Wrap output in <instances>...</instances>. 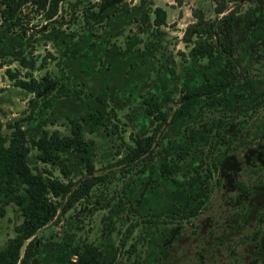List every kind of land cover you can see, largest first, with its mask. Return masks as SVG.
Wrapping results in <instances>:
<instances>
[{
    "label": "rangeland",
    "instance_id": "1",
    "mask_svg": "<svg viewBox=\"0 0 264 264\" xmlns=\"http://www.w3.org/2000/svg\"><path fill=\"white\" fill-rule=\"evenodd\" d=\"M84 1L61 3L51 21L43 20L27 3L20 11L21 22L0 26L3 135H9L6 124L15 120L27 134L56 129L63 135L69 133L68 117L78 119L96 107L104 115V126L91 134L83 132V137L94 141L95 173H105L106 179L91 189L86 200L77 201L35 232L38 252L29 264H108L113 253L111 264H264L261 0L243 1L233 23V60L239 76L225 90L224 102L210 105L203 98L182 119L162 127L149 153L107 169L101 168L122 155L125 146L133 144V136L149 133L153 120L142 109L143 97L155 94L161 109L172 111L181 100V90L201 81L203 71L212 78L220 73L222 58L210 63V54L190 56L189 48L203 35L191 32L184 38L187 25L195 21L193 8L211 18L213 0H183L181 5L174 0H121L119 6L124 7L114 5L121 11L118 17H89L94 25L87 31L86 43L93 41L81 49L88 50L86 59L91 63H81L75 55L78 40H72L85 27L82 11L95 9L97 5L89 4L98 2ZM139 3L141 12L135 11ZM233 4L228 3L225 11ZM155 6L166 11V24L159 28L150 24ZM248 6L253 18L245 21L242 15ZM84 69L92 70L87 84L89 72ZM5 70L22 79L30 73L45 81L46 88L37 94L22 90ZM73 87L103 92L105 104L88 94L62 95ZM113 123L116 133L109 132ZM184 127L205 132L206 137L189 143L179 157L177 145L187 141ZM61 154L57 163L39 164V169L45 166L64 179L59 167L65 162L68 177L77 180L82 163L66 149ZM163 160L172 163L169 174L158 169ZM175 206L188 216L168 217ZM20 220L13 205L7 204L0 215V248ZM131 222L137 225L126 236ZM132 242L135 248L129 251Z\"/></svg>",
    "mask_w": 264,
    "mask_h": 264
},
{
    "label": "trees",
    "instance_id": "2",
    "mask_svg": "<svg viewBox=\"0 0 264 264\" xmlns=\"http://www.w3.org/2000/svg\"><path fill=\"white\" fill-rule=\"evenodd\" d=\"M66 1L68 0H0V18H2L0 26L4 22L13 24L21 22L20 11L22 6L27 3L33 5L36 12H40L43 20L51 21L59 13L61 3ZM77 1L80 4L85 3L84 0H75V2ZM95 1L98 2L89 4L97 5L95 9L90 8L82 11L85 27L72 40H78L76 46H79L75 55L79 56L80 62L85 64L90 62L86 59L87 54L85 52L88 50L81 48L83 44L88 47L93 41L90 40L86 43L89 40L87 31L90 32V26L94 25L89 17L93 19L94 16L98 17L105 14L118 17L121 12L119 8L116 10L114 7V5L119 6L121 0ZM174 1L177 5H181L183 2V0ZM213 1L214 15L211 18H204L199 8H193L192 14L195 15V21L187 25L184 38L191 32L197 37L203 35V38L194 41L188 50V54L190 56L210 54L208 57L210 63H215L222 58L220 73L212 78L203 71V79L183 88L180 102L169 112L161 109L155 94L143 97L142 109L153 120L149 133L142 137L133 136V144L125 146L122 155L113 161L107 162L101 169L132 163L149 153L162 127L166 123L174 124L182 119L183 115L187 114L192 106L200 103L203 98H206L205 102L210 105L224 102L225 90L232 87L239 76L238 67L231 58L235 52L233 23L242 2L245 0ZM248 1L254 2V0ZM231 2H234L233 6L225 11L228 3ZM260 4L264 9V0H261ZM119 7H124V4ZM141 9H143L142 4L139 3L135 11L141 12ZM150 13L152 14L150 24L153 28H159L166 24V11L164 8L155 6ZM242 19L245 21L252 19V6H248L244 10ZM118 28L121 30L120 26ZM84 70L92 72L91 69ZM5 71L8 78L12 80L13 85L22 90L37 94L46 88L45 81L35 78L30 73L22 79L9 70ZM169 71L173 72V69L170 68ZM90 72L85 76L88 77L86 84L90 82ZM81 94L92 96L93 100L100 105L105 104V94L103 92L92 94L90 90L84 91L81 87H73L69 93L62 95L78 96ZM34 105H37L36 100H34ZM103 116L102 109L96 107L92 111H87L78 119L68 117L69 133L63 135H60L56 129H42L38 135L27 134L19 121L15 120L12 124H6V127L10 129V133L5 136L1 132L3 123L0 121V215H3L4 207L11 204L21 217L20 222L13 227V236L8 238L4 246L0 248V264H29L31 258L38 252L33 241L35 232L52 221L57 215H62L71 209L77 201L86 200L91 189L106 179L105 173H95L93 161L94 141L91 138L83 137V132L91 134L99 127L104 126ZM113 118L117 120L116 115ZM117 127V124L113 123L109 132L116 133ZM184 129L187 141L184 144L177 145L176 154L179 157L185 155V149L189 143L203 140L206 137L204 132L197 131L192 127H184ZM62 149L76 154L78 160L82 163L80 177L77 180L68 177L69 168L65 162L59 167L63 177H65L64 179L53 176L52 172L45 166L39 169L40 165L57 163L62 156ZM33 150L34 153H32ZM115 151L118 154L119 150L116 149ZM158 169L162 174H169L173 170L172 163L163 160ZM180 210L179 206H175L168 217L175 219L188 216L189 213H181ZM260 220H264L263 215L260 216ZM136 225L137 222H131L126 227V236L130 235ZM134 248L135 242H132L129 245V251ZM114 258L115 254L113 253L107 263L111 264ZM133 262L136 263L135 260Z\"/></svg>",
    "mask_w": 264,
    "mask_h": 264
},
{
    "label": "flooded vegetation",
    "instance_id": "3",
    "mask_svg": "<svg viewBox=\"0 0 264 264\" xmlns=\"http://www.w3.org/2000/svg\"><path fill=\"white\" fill-rule=\"evenodd\" d=\"M252 18H253V16H252ZM251 20H252V19H251ZM234 54H235V52H234ZM234 54H233V55H234ZM233 55L231 56L232 59H233ZM233 61H234V60H233ZM207 76H208V75H207ZM215 77H216V76H215ZM204 133H205V132H204ZM154 141H155V140H154Z\"/></svg>",
    "mask_w": 264,
    "mask_h": 264
}]
</instances>
